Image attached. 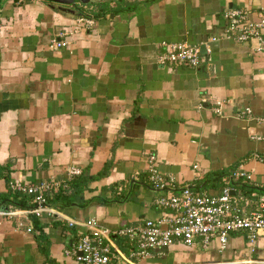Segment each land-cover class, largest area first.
I'll return each instance as SVG.
<instances>
[{
  "label": "crops",
  "instance_id": "1",
  "mask_svg": "<svg viewBox=\"0 0 264 264\" xmlns=\"http://www.w3.org/2000/svg\"><path fill=\"white\" fill-rule=\"evenodd\" d=\"M226 9L255 21L264 0H0V208L30 204L12 180L61 183L43 193L57 216H0V264H75L63 252L81 228L66 219L93 218L114 232L158 218L148 153L176 191L188 184L214 195L228 173H248L231 185L250 200L242 213L255 208L264 194V50L220 37ZM80 14L94 25L75 24ZM59 32L65 45L49 49ZM170 42L210 50L194 68L158 64ZM68 166L80 173L68 177ZM111 240L125 256L135 248L134 239ZM260 262L264 231L252 249L235 231L224 249L215 236L205 247L173 242L136 264ZM109 264L126 263L115 255Z\"/></svg>",
  "mask_w": 264,
  "mask_h": 264
},
{
  "label": "built area",
  "instance_id": "2",
  "mask_svg": "<svg viewBox=\"0 0 264 264\" xmlns=\"http://www.w3.org/2000/svg\"><path fill=\"white\" fill-rule=\"evenodd\" d=\"M222 18L224 25L220 37L240 43L256 40L258 47L255 50H264V40L261 37L264 28L263 9L257 12L255 21L249 20L244 11L236 9H226L222 12ZM74 22L83 28L94 25L93 17L86 15L76 16ZM63 36L64 33L59 32L49 40L47 47L54 50L65 45L63 39L60 40ZM209 40L214 41L216 38L211 37ZM163 47V52L157 55L158 64H183L193 68L200 64L201 55L209 53L210 50L205 44L200 46L185 42L164 43ZM220 104V101L214 102L212 110L216 114H220ZM243 111L247 115L250 113L247 108ZM257 119L264 123V119ZM157 162L156 156L148 153L145 156L143 173L149 187L162 192V195L153 200V204L161 209L159 217L146 219L135 227L121 228L114 232L100 226L93 218L83 222L66 219L67 226H79L81 231L76 241L64 250V255L72 257L75 264H109L115 255L126 264H136L138 260L150 257L155 249L166 248L173 242L190 246L198 238L201 246L205 247L210 238L215 236L219 249H224L228 234L235 231L245 234L246 242L252 249L257 234L264 231V194L256 196L255 208L244 214L240 204L247 206L250 200L235 195L231 185L236 180H248V173L239 169L228 173L222 179L220 190L214 195L197 192L188 184L176 191L173 179L158 171ZM65 172L70 177L78 175L80 170L75 166H68ZM60 185L58 180L52 178L34 184L19 180L10 181L9 189L29 196L30 204L27 208H0V216L30 214L39 217L43 213L57 216L58 213L46 203L43 193ZM17 225H22V221L17 220ZM30 229L28 227L26 230ZM112 236L134 239L135 248L126 256L121 254L112 243Z\"/></svg>",
  "mask_w": 264,
  "mask_h": 264
},
{
  "label": "water",
  "instance_id": "3",
  "mask_svg": "<svg viewBox=\"0 0 264 264\" xmlns=\"http://www.w3.org/2000/svg\"><path fill=\"white\" fill-rule=\"evenodd\" d=\"M50 1H53V2H56V3H70L72 1H75V0H50ZM82 3H86L88 0H80Z\"/></svg>",
  "mask_w": 264,
  "mask_h": 264
},
{
  "label": "trees",
  "instance_id": "4",
  "mask_svg": "<svg viewBox=\"0 0 264 264\" xmlns=\"http://www.w3.org/2000/svg\"><path fill=\"white\" fill-rule=\"evenodd\" d=\"M80 15H82V14H80ZM218 181H221V180H220V178H219V180H218ZM19 207H20V206H19ZM21 207H25V206H22V204H21Z\"/></svg>",
  "mask_w": 264,
  "mask_h": 264
}]
</instances>
